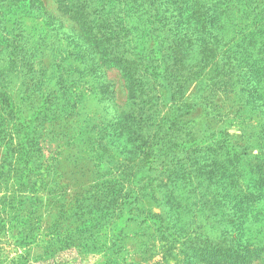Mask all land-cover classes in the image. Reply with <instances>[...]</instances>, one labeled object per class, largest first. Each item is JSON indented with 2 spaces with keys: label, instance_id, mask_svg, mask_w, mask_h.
<instances>
[{
  "label": "trees",
  "instance_id": "16d2710c",
  "mask_svg": "<svg viewBox=\"0 0 264 264\" xmlns=\"http://www.w3.org/2000/svg\"><path fill=\"white\" fill-rule=\"evenodd\" d=\"M56 4L62 20L41 0H0V101L10 110L18 107L17 119L22 118L25 101L15 102L20 89L14 85V69L32 74L37 89L30 95L44 100L51 94L45 86L55 70H62L60 81L70 83L76 76L92 81L87 90L94 96L111 68L131 81L137 67L153 84L166 82L173 106L159 124L154 122L158 103L152 87L138 90L145 101H135L105 124L122 140L113 148L124 160L127 154L143 157L152 150L142 135L149 126L163 130L169 167L166 172V162H160L165 172L155 179L163 188L159 200L165 207L150 217H158L153 224L159 223L162 241L171 238L174 247L179 245L183 264H264V0ZM62 28H71L75 36ZM191 81L198 92L196 104L181 99ZM99 87L109 95L105 104H112L113 89L103 83ZM71 88L70 83L57 89L55 96H70ZM102 95L97 97L101 103ZM221 97L232 110L229 115L220 113L225 110ZM198 104L209 107L221 123L205 140L196 136L190 116ZM71 105L75 107L72 100ZM231 125L237 126L234 133L228 132ZM131 165L127 180L134 188L142 178Z\"/></svg>",
  "mask_w": 264,
  "mask_h": 264
},
{
  "label": "rangeland",
  "instance_id": "374dc122",
  "mask_svg": "<svg viewBox=\"0 0 264 264\" xmlns=\"http://www.w3.org/2000/svg\"><path fill=\"white\" fill-rule=\"evenodd\" d=\"M41 1L62 20L56 0ZM62 30L75 36L71 28ZM132 71L131 81L115 68L106 70L102 83L114 91L112 104L106 105L109 95L99 87L102 83H97L94 96L87 90L92 81L76 76L70 82V96L56 97L55 90H65L70 83L60 81L62 70H55L45 86L51 94L44 100L30 95L37 89L31 73L13 70L14 85L20 89L15 102L25 103L20 107L22 118L17 119L18 107L10 110L0 101V264H183L179 245L174 247L171 238L162 241L159 223L153 224L158 217L150 218L165 207L159 200L163 188L156 182L161 171L168 172L170 159L162 151L167 144L162 128L154 125L142 132L147 145L152 144L148 154L132 158L127 154L124 160L114 149L122 140L105 125L120 110L145 101L140 88L156 91H151L158 103L155 123L173 106L170 85L153 84L137 67ZM37 85L41 87L38 81ZM195 86L191 81L181 99L198 103ZM99 95L105 102L97 101ZM51 101L56 104L50 106ZM220 101L225 109L220 113L229 115L228 102L223 97ZM207 109L198 104L190 112L193 131L204 140L221 124ZM233 128L237 126L231 125L228 132L234 133ZM130 160L142 178L134 188L127 180ZM160 162H166L165 171Z\"/></svg>",
  "mask_w": 264,
  "mask_h": 264
}]
</instances>
